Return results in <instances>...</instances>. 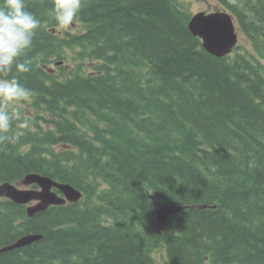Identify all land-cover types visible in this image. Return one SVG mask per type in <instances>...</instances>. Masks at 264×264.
Returning a JSON list of instances; mask_svg holds the SVG:
<instances>
[{
  "label": "trees",
  "instance_id": "1",
  "mask_svg": "<svg viewBox=\"0 0 264 264\" xmlns=\"http://www.w3.org/2000/svg\"><path fill=\"white\" fill-rule=\"evenodd\" d=\"M218 1L246 42L222 58L185 0H84L70 31L25 0L40 27L10 75L33 95L9 107L0 183L36 173L82 197L31 217L1 199L0 248L42 239L0 264H264V0ZM164 204L185 209L160 228Z\"/></svg>",
  "mask_w": 264,
  "mask_h": 264
},
{
  "label": "clouds",
  "instance_id": "2",
  "mask_svg": "<svg viewBox=\"0 0 264 264\" xmlns=\"http://www.w3.org/2000/svg\"><path fill=\"white\" fill-rule=\"evenodd\" d=\"M54 20L62 30L69 29L79 14L84 0H51ZM40 21L26 9L25 0H2L0 3V143H14L20 133L13 129L19 114L9 111L16 102L28 100L33 92L22 85L16 73H28L31 61L19 62L32 44ZM25 117L18 128H25ZM11 133V135H10Z\"/></svg>",
  "mask_w": 264,
  "mask_h": 264
},
{
  "label": "water",
  "instance_id": "3",
  "mask_svg": "<svg viewBox=\"0 0 264 264\" xmlns=\"http://www.w3.org/2000/svg\"><path fill=\"white\" fill-rule=\"evenodd\" d=\"M190 33L201 41L202 49L209 55L221 58L235 47L237 36L230 15L224 11L215 13L197 12L191 15L188 23ZM58 64H61L60 62ZM56 64V65H58ZM0 184V198L11 200L15 204L28 205L26 213L29 217L46 210L49 206L74 203L81 198V193L72 186L58 183L49 177L38 174H27L19 184ZM35 185L38 189L26 187ZM52 189L57 190L58 196ZM35 202V204H31ZM185 207L173 204L157 205L156 221L161 228L166 221ZM42 239L41 234H27L19 237L12 244L0 248V254L27 247Z\"/></svg>",
  "mask_w": 264,
  "mask_h": 264
},
{
  "label": "rangeland",
  "instance_id": "4",
  "mask_svg": "<svg viewBox=\"0 0 264 264\" xmlns=\"http://www.w3.org/2000/svg\"><path fill=\"white\" fill-rule=\"evenodd\" d=\"M188 2V8L191 11L192 14L196 12H205V13H211L213 11H221V3L218 0H185ZM218 10V11H217ZM77 26V24H72V26L69 28L70 30L74 29ZM67 29V31H70ZM245 39L241 36L240 31H238V44H244ZM16 107H19L23 113L27 114L28 107L20 102L15 103ZM30 112L34 113V110L31 108L29 109ZM163 254V251H157L153 253V257L155 260H160L161 256Z\"/></svg>",
  "mask_w": 264,
  "mask_h": 264
},
{
  "label": "flooded vegetation",
  "instance_id": "5",
  "mask_svg": "<svg viewBox=\"0 0 264 264\" xmlns=\"http://www.w3.org/2000/svg\"><path fill=\"white\" fill-rule=\"evenodd\" d=\"M54 67H56V66H54Z\"/></svg>",
  "mask_w": 264,
  "mask_h": 264
},
{
  "label": "bare ground",
  "instance_id": "6",
  "mask_svg": "<svg viewBox=\"0 0 264 264\" xmlns=\"http://www.w3.org/2000/svg\"><path fill=\"white\" fill-rule=\"evenodd\" d=\"M49 30V29H48Z\"/></svg>",
  "mask_w": 264,
  "mask_h": 264
}]
</instances>
